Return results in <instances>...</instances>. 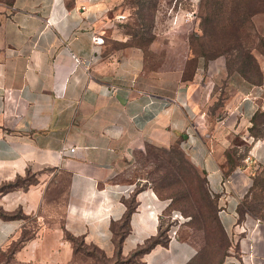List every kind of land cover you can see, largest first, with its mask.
I'll return each instance as SVG.
<instances>
[{
	"label": "crops",
	"instance_id": "0c3cea01",
	"mask_svg": "<svg viewBox=\"0 0 264 264\" xmlns=\"http://www.w3.org/2000/svg\"><path fill=\"white\" fill-rule=\"evenodd\" d=\"M124 1L0 2V187L20 182L0 191V213L16 216L0 217V257L91 264V250L111 263L188 264L197 251L171 234L175 212L134 173L136 155L177 149L215 204L221 264H264V59L260 84L221 59L199 60L184 81L189 51L173 35H156L147 59L118 46Z\"/></svg>",
	"mask_w": 264,
	"mask_h": 264
},
{
	"label": "rangeland",
	"instance_id": "374dc122",
	"mask_svg": "<svg viewBox=\"0 0 264 264\" xmlns=\"http://www.w3.org/2000/svg\"><path fill=\"white\" fill-rule=\"evenodd\" d=\"M10 1L0 0L2 3ZM141 1L156 5L151 12L154 17L153 34L160 37L173 35L171 40L180 42L183 48L195 55L214 56V60L225 62L224 56L217 54V50L224 41H234L237 36L240 58L249 52L257 61L264 54V0H224V5H227L222 10L217 4L208 5L206 0H132V4L127 1L121 6L127 10L121 23L136 24L140 21L137 2ZM213 50L215 52L212 54L215 55L210 54ZM251 75L253 81L258 79L254 69ZM134 173L138 179L153 187L160 198L167 199L168 208L170 212H175L174 218L178 221L172 225L171 234L174 232L175 238L194 246L198 257L193 264H221L226 238L213 221L215 214L204 195L201 178L195 177L174 151L155 149H147L146 153L136 155ZM262 200L259 196L255 204ZM88 252L96 258L91 264H114L98 252ZM9 257L7 253L1 256L0 264H15ZM84 263L90 264L78 262Z\"/></svg>",
	"mask_w": 264,
	"mask_h": 264
},
{
	"label": "trees",
	"instance_id": "16d2710c",
	"mask_svg": "<svg viewBox=\"0 0 264 264\" xmlns=\"http://www.w3.org/2000/svg\"><path fill=\"white\" fill-rule=\"evenodd\" d=\"M127 1L129 4H132V2H131L132 0H125L123 4H127L126 3ZM206 1H208V5L210 3L217 4L218 7L221 8L220 10H222V8L225 5H227V4L224 5V0H221V1H219V0H206ZM137 3H138L139 8H140V12L138 13V17L140 18V21L136 24H131L130 22L120 24V28L122 29L123 35L127 38V41L125 43H120L118 46L139 48L143 51L144 56L147 59V56L149 57V46L156 39L155 33L153 34V32H152L154 17L152 18V14H151L152 10L155 8L156 5H155V3L148 2V1H141V2H137ZM233 40L234 41H232V40L224 41V43L221 44V46L217 50L218 51L217 54L223 55L225 58V68H226L228 75H230V76L231 75H238V76L242 77L243 79H245L246 81H248L249 83L260 84L261 80H262V73L260 71L258 60L256 61L254 59V57L249 52L243 54L242 57L240 58V55L237 53V46L240 45L238 43V41H239L238 36ZM213 52H215V51L213 50L210 54L215 55V54H212ZM188 53H189V57H188V60L186 62L185 70H184V73L182 76V79L184 81L191 79L192 72L194 71V67L199 60H203L205 63H207L208 61L214 60V56L207 57V56L201 55V54L195 55L193 52H191V50ZM261 58L264 59V54L261 56ZM253 69L257 73L258 79H256V81H253V79H252L251 73H252ZM170 151L171 152L174 151V153H176L177 156H179L181 158V160L191 169V171H193V174L195 175V177L196 176L199 177L196 169L189 163V161L187 160V158L184 156V154L182 152H180L177 149H170L168 152H170ZM18 183H20L19 180L15 181L13 184H9V185L0 187V191L13 189L18 185ZM201 187L203 189L205 197L207 198V201L209 200L208 201L209 206L211 207V209L213 210V212L215 214V216L213 217V221L217 225L222 236L225 238L224 232H223L222 228L220 227L219 221H218L217 216H216L215 204L206 195L205 188H204V181L202 179H201ZM132 210L133 209L131 207L128 208V212L126 213V216H125V222L129 218ZM239 210L241 211V208ZM0 217L4 218V219H9V218H14L16 216H7V215L0 213ZM158 243L163 244L164 242H163V240L156 239V240L146 244V246H144L142 249H140L138 251V253H143ZM226 244H227V242H226ZM80 249H81V244L76 243V251H78ZM197 255L188 264L195 263L197 261V257H198ZM118 263L119 262H116L114 264H118Z\"/></svg>",
	"mask_w": 264,
	"mask_h": 264
},
{
	"label": "built area",
	"instance_id": "2783aa9c",
	"mask_svg": "<svg viewBox=\"0 0 264 264\" xmlns=\"http://www.w3.org/2000/svg\"><path fill=\"white\" fill-rule=\"evenodd\" d=\"M95 43L96 45H101L103 44V40L100 39V38H95ZM72 59H73V62H74V67H77L81 64V62L74 56V55H71ZM109 92H114V88H110L109 89ZM76 148H69V149H65L63 154H73L75 152ZM123 195H129L130 192H132L131 189H125L124 191H121ZM256 224L258 225V221H256ZM239 230L241 233H244L246 230H245V227L244 226H240L239 227ZM249 251L252 250L251 246L248 248ZM250 256V255H249Z\"/></svg>",
	"mask_w": 264,
	"mask_h": 264
}]
</instances>
